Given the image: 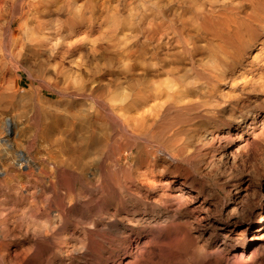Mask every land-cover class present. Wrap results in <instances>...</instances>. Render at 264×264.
<instances>
[{"label":"rangeland","instance_id":"rangeland-1","mask_svg":"<svg viewBox=\"0 0 264 264\" xmlns=\"http://www.w3.org/2000/svg\"><path fill=\"white\" fill-rule=\"evenodd\" d=\"M180 2L71 0L58 9L53 6L45 18L60 28L58 53L32 56L26 51L24 69L0 73L7 91L15 89L14 77L20 73L14 97L0 101V131L11 118L26 128L40 107L47 113L44 124H53L40 152H49L53 163L74 153L85 163L80 183L52 175L42 183L37 175L31 179L32 185L45 187L41 194L31 186L37 191L30 201L38 211L32 223L47 236L43 247L52 264H264V217L252 227L264 204V91L251 92L242 106L234 105L225 99L243 96L247 87L241 82L231 87L222 80L213 97L204 96V79L195 77L192 63H207L206 49L190 59L167 42L169 37L162 47L155 33L162 11L170 16ZM78 14L81 22L70 30L67 20L78 19ZM149 28L154 29L151 38L146 35ZM256 49L249 50L247 61ZM174 53L178 58L168 59ZM163 56L166 64L176 61L179 69L160 73ZM263 60L264 53L259 56ZM150 79L170 80L178 95H184L179 103L171 93L155 99L163 103L155 130L162 123L168 128L165 135L177 130L182 149L176 157L153 158L152 144L139 147L131 140L112 153L86 147L83 137L89 134L87 120L94 112L65 91L75 92L83 82L104 90L117 85L126 89ZM205 100L218 102L216 109ZM162 147L175 151L168 144ZM68 166L74 174L81 172L75 164ZM4 190L0 186V251L19 250L31 243L32 228L20 230L13 201H2L11 198ZM60 196L68 205L64 214L55 206ZM7 227L9 234L3 231Z\"/></svg>","mask_w":264,"mask_h":264},{"label":"bare ground","instance_id":"bare-ground-1","mask_svg":"<svg viewBox=\"0 0 264 264\" xmlns=\"http://www.w3.org/2000/svg\"><path fill=\"white\" fill-rule=\"evenodd\" d=\"M70 1L0 0V62H3V65L0 66V73L3 74L11 69L16 73L21 68L24 69L21 60L26 51H30L32 56L41 51H48L49 54L58 53L60 45L56 41L60 28L53 27L51 20L45 18V14L53 6L58 9L62 5H69ZM179 1H181L179 10L173 12L172 15H165L162 11L159 27H156L155 33L158 34L157 38L159 41L161 40L162 47H164L163 39L169 37L167 42L178 45L181 53L190 59L201 48L206 49L208 62L195 65L192 63L195 77L204 79V87H206L204 96L213 97L222 80L227 81L231 87L240 82L244 87H247L243 91V96L238 94L225 99L233 101L234 105L242 106L251 92L264 91V60L259 62V56L264 53V0ZM67 22L69 29L74 30L81 22V17L78 14V19L75 20L71 17ZM147 31L146 35L151 38L154 29L149 28ZM251 48L257 49L251 59L247 61L246 58L250 56ZM175 58H178L177 53L168 59L176 60ZM160 60V73L173 74L179 69L178 65H173L176 61L166 64L167 57L165 56L160 57ZM133 67L134 61L130 64V69ZM238 68L243 69L239 76H234L233 73ZM248 73L251 75L248 76ZM19 74L17 73L14 77L15 89L13 90L7 91V85L0 82V101L14 97ZM177 79V76L174 75L173 80L177 82ZM169 82L170 80L150 79L143 83L140 81L136 85L129 84L126 89L117 85L105 90L87 87L83 85L85 83L83 82L75 92L65 91L68 96H78L81 106L92 109L94 112V117L87 120V126L90 128L89 134L83 137L86 147L100 152L109 150L112 153L131 140L132 145L137 144L139 147L152 144L153 158L161 155L164 158L174 159L176 152L182 149L177 130L174 129L165 135L168 128L163 123L160 129L155 130L157 121L163 114V103L155 99L172 94L171 96L174 98L177 96L176 103L183 100L184 95L179 96L178 89L173 88ZM167 99L165 98L164 101ZM204 103L214 109L218 104L212 100H205ZM45 116H47L46 111L36 107L35 115L30 117L26 128L17 126L12 118L10 122L5 119L2 124L0 131L2 134L0 135V186L6 189L4 194L8 192V195L11 196V198H3L2 201L3 203L10 199L13 201L12 213L15 215L16 222L21 225V231L24 228L31 230L29 226L32 230L29 246L19 250L0 251V264H52L51 255L43 247L47 236L41 233L42 229H35V224L32 223L35 221L38 211L30 200L37 190L30 188L31 186L36 187L42 194L45 187L43 185L41 188L35 182L32 185L31 179L37 175L42 183L52 175L53 177L71 179L69 184H76L80 183L83 178L82 171L85 168V163L79 161L74 155L75 153L69 155V159L66 161L57 160L53 163L49 152H40V150H44L42 142H46L44 139H48L47 134L50 133L53 125L51 121L44 124ZM11 131L14 132L12 136L10 135ZM167 144L175 151L162 147ZM72 164L80 168L79 174H74V169L68 166ZM99 175L101 178L104 177L102 182L109 186L105 180L108 183L110 181L105 178L103 172ZM53 192L56 193L54 190ZM94 192L95 190L90 192L91 197L94 196ZM57 200H59V203L58 201L55 203L57 213L64 214L68 210V205H65L64 198L61 196ZM262 208L259 216L252 223V227L262 224L264 204ZM9 227L3 231H8L9 234L11 231ZM151 233L153 237L156 236L154 228ZM176 242L183 244L182 241L177 240ZM240 254L241 252L233 255L239 256Z\"/></svg>","mask_w":264,"mask_h":264}]
</instances>
